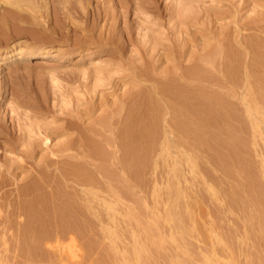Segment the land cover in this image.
Here are the masks:
<instances>
[{
    "label": "rangeland",
    "instance_id": "1",
    "mask_svg": "<svg viewBox=\"0 0 264 264\" xmlns=\"http://www.w3.org/2000/svg\"><path fill=\"white\" fill-rule=\"evenodd\" d=\"M253 47L264 51V0H0V231L17 218L11 213L17 203L29 198L19 194L22 188L37 175H47L53 186L63 181L58 175L63 163L94 161L91 146H100V155L104 150L101 156L112 170L109 178L123 184L118 162L122 151L116 142L132 106L149 95L160 97L165 108L161 124H170L169 102L176 87H202L221 93L238 115L229 126L240 138L238 156L260 185L258 200L244 189L252 178L231 176L202 154L196 173L182 168L185 237L180 244L169 222L161 223L154 238L164 230L162 245L153 246L141 226L160 217L172 176L170 158L165 162L160 151L154 152L150 161L155 164L149 162L152 167L144 176L148 185L135 186L133 194L142 207L135 204L136 209L148 216L129 225L117 215L122 225L117 239H107L98 227L86 231L77 237L83 247L74 264H101L107 256L103 264H203L208 256L212 264H254L258 259L255 264H264V235L257 230L258 223L264 224V114L253 116V129L244 106L256 97V77L264 74ZM22 50L36 53L17 55ZM44 135L49 136L46 145ZM232 171L238 174L237 168ZM157 194L156 201L162 199L158 204ZM133 230L136 246L148 248L141 254L143 261L131 259ZM97 237L100 243L84 249ZM15 245L9 244L6 264H57L56 255L28 262ZM124 249L128 261L121 258Z\"/></svg>",
    "mask_w": 264,
    "mask_h": 264
},
{
    "label": "bare ground",
    "instance_id": "2",
    "mask_svg": "<svg viewBox=\"0 0 264 264\" xmlns=\"http://www.w3.org/2000/svg\"><path fill=\"white\" fill-rule=\"evenodd\" d=\"M253 51L255 60L264 73V51H259L255 47H253ZM35 53L36 51L34 50H22L19 51L17 55H33ZM231 58L233 60L232 56ZM256 82L255 83L258 84V86H256V91H254L256 97L246 100V104L244 105L245 114L249 120L251 118V127L253 129L257 126V123L252 119L253 116L256 113L261 115L259 113L260 111L264 114V74L257 76ZM176 88L177 90L171 97L172 101L169 102L171 103L169 105V108L171 109V117H169V119H172L170 124H161L162 121H160V114L162 109L165 108L159 103V96L158 100L150 95L149 97H143L138 103L132 106L130 118L124 125V128L120 131L118 139L119 143L116 142V147L122 151L118 162L125 175L122 180L123 184L121 183V185H118V180L113 183L109 178V175L112 174V170L108 169V166L105 164L106 159L104 160L103 156H101L103 155L102 153L104 150L100 155V146H91V151L94 154V161H92V163L89 161H82L83 163L75 162L77 161L75 159V161H67L65 164L63 163V168L59 170L58 175H60L61 179H63V181L69 180L70 183H73L72 185L65 184V182L61 180L60 182H55L53 186L50 183H54V180L51 181V179L50 181H47V175H37L40 177L33 179L22 188L19 191V194L29 198H25V200L18 202L15 210L13 209L14 212L11 211V213H15L17 218L23 216L25 219L22 220L20 218L17 220V218H15L12 220L15 225L11 222L12 225L8 224L7 226H4L0 231V264H6L7 262L6 252L9 249L10 243L16 244L15 247L13 246L14 248L19 247L22 250L27 261L43 259L45 257H47V259L52 257L53 259L56 255L57 264H74L75 260L73 261V258L78 256V251L83 247V244L81 247L80 244H78L77 237H83L86 231L98 227L99 232H102L101 235L104 233L109 237H102L100 235L103 240L105 238L113 239L115 237L117 239L116 235L119 230L120 232L122 231V228H119V226L122 225H118L116 222L118 219L117 215L119 214L122 215V218H125L124 222L122 220L124 224L129 223L130 225V222L140 224L141 217L143 215H148L145 211L142 213L137 210L138 208L136 209L135 204H137L138 201L133 196L134 187L139 186L141 188L142 186L146 187V184L148 185L144 176L149 171V166L152 167L154 163L150 161L152 159V154L157 151H160L161 158H163L164 161L165 158L166 160L170 158L169 162L172 176L170 175L171 177L167 180L166 185H168V191L166 199H164L163 202H161L162 199L161 201L159 200V202L156 201V197H158L159 194L155 195L154 198L155 203L158 204L161 202L160 204H162V206L164 203L162 212L159 210L161 212L159 214L160 217H157L158 219L156 218V221L151 219L153 221L151 222L152 224H149L150 222L148 223V221H146L147 224H142V226L139 225L142 227L145 239L150 240V243L153 246H156L157 244L159 245L160 242H162V234L160 233L164 230H160V233L158 232V236H161L159 238L160 242L159 239L155 240L156 237L154 238L155 233L159 231V228H162L159 227L161 223L164 224L165 222H169V225L174 229H172V231L178 236L180 244V239L185 237L184 235L187 231L185 214L188 211L186 212L181 202V198L184 197V195L179 184L180 180L185 178L182 173V168L186 167L192 174L196 173L199 168L198 158L202 156V154L208 156L210 161L218 164L231 176H239L243 174L249 176L247 179L252 178L251 182L248 181L249 183H246L247 185H242H245L244 189L249 190L254 195L251 199L254 198L256 202L260 195V185L257 180L253 178L254 174L250 165L238 156L240 150L238 141L240 138L234 131V127L232 129V127L229 126V122H231L233 118H237L238 115L230 110V105L228 106V103L226 102L227 99H223L221 93L220 96L219 93L214 94L205 92L201 90L202 87L201 89L193 88L191 90H185L181 87ZM161 100L162 98L160 101ZM165 111L167 112V107L166 110H164V113ZM168 113H170V111ZM256 116L257 115H255V117ZM164 117L166 119V116ZM166 121L168 122V120ZM42 138L46 145L49 141V136L44 135ZM112 153L114 154V152ZM95 160L98 162L100 161V164H95ZM149 162H151L152 165ZM233 167L237 168L238 174H236L235 171V174H233ZM70 186L74 188L71 192L67 190V187ZM47 187L50 189L48 190ZM156 189L157 188L154 189V192L157 191ZM247 200L250 201V198H246V202H248ZM145 202L146 199L144 203ZM241 203L243 204V199ZM159 211L156 212L159 213ZM1 213L0 210V216ZM157 213L155 216H157ZM251 214L252 213L250 212L249 215ZM4 220L7 221L8 219ZM262 223H258L257 230L264 235V224ZM172 231H170V237L171 234H173ZM122 233H124V230ZM131 233L133 237L131 259L132 262H138L142 259L141 254H146V252H148V248L145 244H141L139 247L136 246L138 242L134 230ZM99 238L100 237L96 238L98 240L88 241L85 244L86 247H84V249L88 248L91 250V248L97 245L96 241H99ZM178 238L176 237L175 240ZM80 240L83 242L81 238ZM101 244L99 245L102 246L103 244ZM107 245L110 246L109 243H107ZM113 245H115V243H113ZM68 249H71V252L64 257L61 256V254ZM49 253L54 254L53 256H50L51 254L48 255ZM122 254V260L128 261L127 255L129 254H127L126 250L123 251ZM107 259H109V256L104 257L101 264ZM211 259L212 258L208 256L205 257L203 261L205 264H212L213 260ZM262 260L264 261V258ZM259 261L260 259H258V262ZM254 262L258 263L256 260ZM247 263L249 264L250 262ZM262 263L263 262H261V264ZM224 264L231 263L226 262Z\"/></svg>",
    "mask_w": 264,
    "mask_h": 264
}]
</instances>
